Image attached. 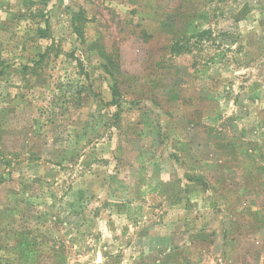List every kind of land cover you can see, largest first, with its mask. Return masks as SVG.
I'll list each match as a JSON object with an SVG mask.
<instances>
[{
  "label": "rangeland",
  "instance_id": "374dc122",
  "mask_svg": "<svg viewBox=\"0 0 264 264\" xmlns=\"http://www.w3.org/2000/svg\"><path fill=\"white\" fill-rule=\"evenodd\" d=\"M0 264H264V0H0Z\"/></svg>",
  "mask_w": 264,
  "mask_h": 264
}]
</instances>
